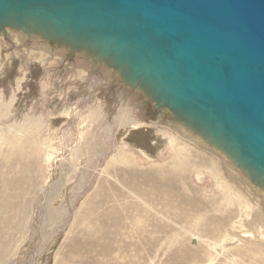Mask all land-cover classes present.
I'll use <instances>...</instances> for the list:
<instances>
[{"label": "rangeland", "instance_id": "obj_1", "mask_svg": "<svg viewBox=\"0 0 264 264\" xmlns=\"http://www.w3.org/2000/svg\"><path fill=\"white\" fill-rule=\"evenodd\" d=\"M52 45L0 34V264H264V190Z\"/></svg>", "mask_w": 264, "mask_h": 264}, {"label": "water", "instance_id": "obj_2", "mask_svg": "<svg viewBox=\"0 0 264 264\" xmlns=\"http://www.w3.org/2000/svg\"><path fill=\"white\" fill-rule=\"evenodd\" d=\"M17 31L103 65L264 188V0H0Z\"/></svg>", "mask_w": 264, "mask_h": 264}, {"label": "bare ground", "instance_id": "obj_3", "mask_svg": "<svg viewBox=\"0 0 264 264\" xmlns=\"http://www.w3.org/2000/svg\"><path fill=\"white\" fill-rule=\"evenodd\" d=\"M27 36V35H26ZM165 112H166V110H164ZM170 116H171V118L173 119V121H175L176 123H178L173 117H172V115L170 114ZM178 124H180V123H178ZM183 125V124H182ZM187 128V127H186ZM188 129V128H187ZM215 150H217V149H215ZM218 151V150H217ZM220 152V151H219ZM223 154V153H222ZM226 156V155H225ZM227 158V157H226ZM228 159V158H227ZM233 165H234V163L230 160V159H228ZM235 166V165H234ZM237 169H239L237 166H235ZM240 171H241V169H239ZM244 173V172H243ZM245 174V173H244ZM246 175V174H245ZM247 177V176H246ZM248 178V177H247ZM249 180V179H248ZM250 181V180H249ZM251 182V181H250ZM253 185H255V186H257V187H259V188H261V189H263L264 190V188H262V187H260L259 185H256V184H254L253 182H251ZM193 240V243H194V239H192Z\"/></svg>", "mask_w": 264, "mask_h": 264}, {"label": "crops", "instance_id": "obj_4", "mask_svg": "<svg viewBox=\"0 0 264 264\" xmlns=\"http://www.w3.org/2000/svg\"><path fill=\"white\" fill-rule=\"evenodd\" d=\"M16 36V35H15Z\"/></svg>", "mask_w": 264, "mask_h": 264}]
</instances>
